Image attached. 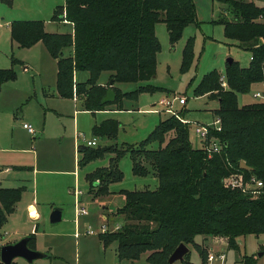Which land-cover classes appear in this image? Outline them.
I'll return each mask as SVG.
<instances>
[{
  "label": "trees",
  "instance_id": "1",
  "mask_svg": "<svg viewBox=\"0 0 264 264\" xmlns=\"http://www.w3.org/2000/svg\"><path fill=\"white\" fill-rule=\"evenodd\" d=\"M221 1L227 3L230 14L229 19L218 20L224 37L249 53L244 67L232 60L225 64V88L220 86V74L215 70L203 73L193 88L194 95L217 101L213 114L220 119V130H210L209 135L220 141L221 151L208 156L201 146H192L187 124L174 115L159 119L151 132L134 145L100 149L87 146L82 151L78 165L104 153L112 154L106 167H97L85 175L96 194L107 193V184L121 179L117 161L125 153L129 155L133 176L151 173L157 180L153 190H120L123 204L115 214L122 216L123 223L110 236L98 234L103 244L116 242L119 259L135 260L148 252V264H168L167 257L174 247L192 243L194 235L220 236L227 248L236 249L237 237L264 234V103L238 105L236 98L255 83L262 85L264 93V9L250 1ZM60 8L58 13L72 24L70 35L45 32L40 20L15 21L10 25L11 40L19 47L42 42L56 62L57 95L71 98L74 93L81 108L89 112L109 104L99 102L106 89L96 82L102 71L109 72L106 86L115 91L114 101L122 96L135 98L140 90H154L145 85L121 93L113 85L153 77L159 48L153 33L156 22L164 23L171 45L179 39L185 25L196 22L192 0H63ZM191 43L189 39L181 52L182 72L188 70L192 61ZM63 48L70 51L63 55ZM12 62L22 64L14 58ZM79 70L87 72V78L75 83L73 72ZM15 76L12 68H0V85ZM118 127V121L104 119L92 126L91 134L112 138ZM168 133L171 135L165 139ZM152 143L156 148L150 147ZM240 161L251 170L240 169ZM234 172L261 179L262 192L253 196L224 187L221 179ZM22 192L23 187L0 184V228L14 212ZM33 238L30 233L31 249ZM258 257L264 264L263 246L252 254H243L240 262L258 264ZM179 263L191 264L188 252Z\"/></svg>",
  "mask_w": 264,
  "mask_h": 264
},
{
  "label": "rangeland",
  "instance_id": "2",
  "mask_svg": "<svg viewBox=\"0 0 264 264\" xmlns=\"http://www.w3.org/2000/svg\"><path fill=\"white\" fill-rule=\"evenodd\" d=\"M243 1H250L264 9V0ZM192 2L196 22L185 25L179 39L172 45L168 41L164 23L158 21L154 24L153 33L159 48L155 54L153 77L148 81L115 82L113 85L121 93H129L145 85L154 87V90H140L135 98L122 96L109 104V107L127 109L108 114H91L89 111H76L79 105L75 101L56 96V62L42 42L37 41L30 47H19L16 43H11L10 25L15 21L40 20L45 32L70 35L71 26L65 22L63 14L58 13L63 0H0V68H12L16 73L14 79L0 85V184L6 187H23L15 211L7 216L1 226V233L7 234L6 241L19 240L22 238L21 232L33 233L36 228L35 236L43 244L53 246L64 243L69 261H73L75 248H78L79 264H148L144 255L148 252L140 254L135 261L118 260L113 250L115 241L106 242V248L102 250L101 246L98 247L97 234L102 223V212L107 216V224H103V231L99 234L110 236L123 223L122 216L114 214L115 209L123 204L124 198L119 194L120 190H153L157 185L156 178L151 173L133 176L129 155L125 153L117 161L121 179L106 187L107 192H118L110 197L100 193L93 196L91 193L94 191L85 175L97 167H106L112 154L104 153L78 165L83 154L82 151L77 152L76 146H84L85 140L92 138L97 141L94 146H88L92 149L138 143L151 132L159 119L169 115L150 111L151 104L175 95L184 96L186 100L181 107L174 101L172 111L181 120L187 121L191 145L200 146V141L193 132L194 124L207 123L217 103L206 95H194L193 88L206 71L215 70L222 78L227 58L238 62L241 67L246 66L249 53L223 35V27L218 20L230 17L225 1ZM60 15L62 16L59 17ZM258 20L263 21L261 18ZM189 39L192 42V61L188 70L182 72L179 69L181 52ZM65 52L66 48H63L62 54L66 55ZM13 58L22 61V64L13 63ZM24 65L28 68L23 69ZM100 74V79L105 83L109 81L108 72L102 71ZM103 87L108 88L106 84ZM257 90L261 92L260 87L250 86L246 93L237 94V104L258 100L252 97V93ZM104 119L118 121L115 136L92 137L93 123L98 124ZM24 123L30 124L33 134L23 128ZM170 135L168 133L165 139ZM150 147L156 148V144L152 143ZM15 166L31 167L32 170H17ZM7 167L8 171L5 170ZM72 188L80 190L78 199L82 200L87 211V215L76 218V223L73 220L75 197L71 192ZM28 203L34 205L40 218L33 220L29 217ZM54 207L62 209L63 213L60 221L50 223L48 215ZM29 210L34 216L33 208ZM74 225L78 234L76 241L71 235ZM88 229L92 231V235L85 234ZM235 241L236 249L227 248L220 236L201 234L194 235L192 243L185 245L189 248L188 257L193 264H221L217 259L205 261L208 251H223V264H241L240 257L243 254L256 252L264 243V234L239 236ZM257 263L261 264V258H257ZM174 264L180 263L176 261Z\"/></svg>",
  "mask_w": 264,
  "mask_h": 264
},
{
  "label": "built area",
  "instance_id": "3",
  "mask_svg": "<svg viewBox=\"0 0 264 264\" xmlns=\"http://www.w3.org/2000/svg\"><path fill=\"white\" fill-rule=\"evenodd\" d=\"M1 25V22H0ZM223 78V77H222ZM221 77L219 78L220 85L222 87H225V82ZM74 96V94H73ZM254 98H258L260 102L264 103V93L262 92H254L252 94ZM185 97L181 96H173L170 99L167 97H164L158 101V104L162 105L164 107V112H166L169 115H174L177 117L182 123H186L187 121L181 120L173 111H172V103L174 101H177L179 104L185 103ZM23 128H25L30 134H33L34 131L30 127V124L24 123ZM219 131L220 130V119L218 116H214L209 122L207 123H195L193 132L194 135L199 139L200 146L206 151L207 155L210 156L212 153L220 152L222 149V145L220 141L214 137L209 135V131ZM95 139L92 138L91 140L86 141V145L88 146H94ZM221 182L224 187H227L229 189H236L244 194H250V195H257L258 193L262 192V181L261 179L255 177L253 174L244 175L241 172H234L230 173L227 176L223 177L221 179ZM71 192L73 193L75 197V213L76 215H85L87 214V211L85 208L79 203L78 201V195L80 194V190L76 188H72ZM28 215L31 216L30 210H28ZM104 226H100V232L103 231ZM86 234H93L90 229L86 230ZM1 239V238H0ZM260 246L264 247V243H262ZM214 259H217L223 264L225 260V253L223 251H208L206 255V261L210 262Z\"/></svg>",
  "mask_w": 264,
  "mask_h": 264
},
{
  "label": "crops",
  "instance_id": "4",
  "mask_svg": "<svg viewBox=\"0 0 264 264\" xmlns=\"http://www.w3.org/2000/svg\"><path fill=\"white\" fill-rule=\"evenodd\" d=\"M66 23H68L70 26H71V33H72V24L71 23H69V22H67V21H65ZM0 27H1V25H0ZM11 43H16V42H14V41H12L11 40ZM16 45V44H15ZM70 51V48H66V52L64 53V54H67L68 52ZM54 61H55V59H54ZM28 67L26 66V65H24L23 66V69H27ZM55 71H56V68H55ZM105 72H107V71H105ZM107 75H109V72H108V74ZM100 76H101V74H99V76H98V78H97V84H100V85H104V84H106L105 83V81H103V79H100ZM87 78V72H85V71H81V70H79V71H75V72H73V82H75V83H78V82H83L85 79ZM251 86H254V87H260L261 88V92L263 93V87H262V85L260 84V83H255V84H252ZM255 92H260V91H255ZM46 94H47V92H45ZM254 93V92H253ZM252 93V94H253ZM56 96L58 97V98H61L62 99V97H59L57 94H56ZM253 97V96H252ZM254 98V97H253ZM64 99V98H63ZM68 99H71V100H73V101H75V103H78V105H79V109H75L76 111L77 110H80V111H83V109L81 108V106H80V101L76 98V96H72L71 98H68ZM162 99V98H161ZM160 100V99H159ZM158 100V101H159ZM216 100V99H215ZM158 101L154 104H151V109H150V111H152V112H155V113H161V112H163V113H166V112H164V107L162 106V105H160V104H158ZM259 101V99L258 100H254V101H252V102H258ZM177 102V101H176ZM216 103H217V101H216ZM110 104V103H109ZM109 104H107V106H105L103 109H100V110H96V111H94V112H90L91 114H95V113H100V114H108V113H110V112H113V111H117V110H123V109H127V108H125V107H119L118 109L115 107V108H113V107H109ZM177 104L181 107V106H184L185 105V103L184 104H179L178 102H177ZM159 107H158V106ZM216 107H217V104H216ZM215 107V108H216ZM214 108V109H215ZM213 109V110H214ZM212 110V111H213ZM84 111H86V112H88L87 110H84ZM214 117V114L212 113L211 114V119ZM210 119V120H211ZM209 120V121H210ZM208 121V122H209ZM93 124H95V123H93ZM92 124V125H93ZM25 129V128H24ZM92 137H94V136H92ZM189 139V138H188ZM76 140H77V137H76ZM189 141H190V143H191V140L189 139ZM85 145L83 146V145H77L76 146V150H77V152H79L80 150H78V148L77 147H79V146H83L84 148L85 147H87L88 145H86V140H85ZM95 143H97V141H96V139H95ZM83 151V150H82ZM75 159H77V154H76V157H75ZM77 161V160H76ZM21 167H23V166H15L14 168H16L17 170H19V169H26V168H29L30 170H32V168L31 167H24V168H21ZM5 170L6 171H8L9 170V168L7 167V168H5ZM0 179H1V176H0ZM4 187H6V186H4ZM109 191V190H108ZM118 191H113V192H111V191H109V192H107V193H105L104 195L105 196H107V197H110V196H112V195H114V194H116ZM80 194H81V192H80ZM79 194V195H80ZM119 194H121V193H119ZM78 195V196H79ZM91 195H93V196H95L96 195V192H92L91 193ZM92 196V197H93ZM103 196V195H102ZM124 198V197H123ZM78 201H79V203L83 206V202H82V200H79L78 199ZM18 203V202H17ZM17 203H16V206H17ZM105 204V203H104ZM103 204V205H104ZM16 206H15V208H16ZM30 208H33V210H34V216H30L29 215V217L31 218V219H33V220H36V219H38V218H40V215H38V212L35 210V207H34V205L32 204V203H28L27 204V210H29ZM118 208V207H117ZM60 209V208H59ZM61 210V215H60V218H59V220L58 221H60V219H61V217H62V213H63V211H62V209H60ZM116 210V209H115ZM15 211V210H14ZM41 213H42V210H41ZM114 214H115V211H114ZM85 215H87V214H85ZM49 216V215H48ZM79 215H76V213H75V216H73L74 218H73V220H74V222L76 221V218L78 217ZM80 216H84V215H82V214H80ZM101 219H102V223H101V225H106L107 224V216L102 212L101 213ZM73 222V223H74ZM76 223V222H75ZM74 223V224H75ZM76 225H74V228H73V232H72V237L75 239V241L77 240V237H78V234L76 233V227H75ZM117 226V225H116ZM31 231V230H30ZM30 233V232H29ZM29 233H27V232H21V237H24V236H27V235H29ZM35 233H36V228L33 230V242H32V249H35V250H38V251H41V252H43L44 254H45V256L44 257H42V258H39V259H34V260H32L31 262H28V261H26L25 259H23V258H21V257H17V258H15L12 262H14L15 264H79V262H80V258H79V254H78V248H75L76 249V252H75V256H74V259H73V261H69L68 259H67V254L65 253V244L64 243H56V244H53V246H48V245H46V244H43V241H40V239L37 237V236H35ZM86 234V233H85ZM5 235H7L5 232H3V233H1V228H0V244L2 245V244H6V243H12V242H15V241H17V240H12V241H6L5 240ZM86 235H92V234H86ZM196 236H200V235H196ZM196 238V237H195ZM199 238V237H198ZM200 238H202V237H200ZM196 240H199V239H195V241ZM97 243H98V247L99 246H101L102 247V250H104V248H106V244H103V242L99 239V236H98V234H97ZM57 249V250H54V249ZM115 248H116V242H115V246L113 247V250H114V253L116 254V250H115ZM188 248V247H187ZM51 249H53L52 251H54L53 253L51 252ZM188 251H189V248H188ZM80 252V251H79ZM145 256H146V253L144 254ZM117 256V255H116ZM118 260H121V259H119L118 258ZM129 261V260H128ZM133 261V260H132ZM131 261V262H132ZM135 261V260H134ZM188 261L191 263V264H193V262H191L190 261V259H189V257H188ZM175 263V262H174ZM173 263V264H174Z\"/></svg>",
  "mask_w": 264,
  "mask_h": 264
},
{
  "label": "water",
  "instance_id": "5",
  "mask_svg": "<svg viewBox=\"0 0 264 264\" xmlns=\"http://www.w3.org/2000/svg\"><path fill=\"white\" fill-rule=\"evenodd\" d=\"M231 59L227 58L226 63H230ZM115 99V91L108 87L105 89L102 97L100 98L99 102L100 104L104 103H111ZM78 150L82 151L84 150L83 146L77 147ZM239 168L243 170H251L249 166H247L244 161L239 162ZM61 215V210L59 208H52L48 220L50 223H55L59 220ZM188 252V248L185 244L183 243H178L174 249L170 252V254L167 257V263L168 264H173L176 261H180L182 257ZM261 253H258V256ZM45 254L41 251L31 249L28 246V235L22 237L21 239L12 242V243H6L2 244L0 248V260L3 264H11L12 261L17 258L21 257L25 259L28 262H31L34 259H39L44 257Z\"/></svg>",
  "mask_w": 264,
  "mask_h": 264
},
{
  "label": "bare ground",
  "instance_id": "6",
  "mask_svg": "<svg viewBox=\"0 0 264 264\" xmlns=\"http://www.w3.org/2000/svg\"><path fill=\"white\" fill-rule=\"evenodd\" d=\"M32 216V215H31Z\"/></svg>",
  "mask_w": 264,
  "mask_h": 264
}]
</instances>
